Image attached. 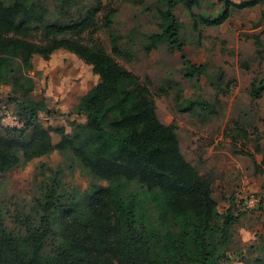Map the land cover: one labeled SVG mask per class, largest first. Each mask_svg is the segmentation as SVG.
<instances>
[{
  "label": "trees",
  "instance_id": "1",
  "mask_svg": "<svg viewBox=\"0 0 264 264\" xmlns=\"http://www.w3.org/2000/svg\"><path fill=\"white\" fill-rule=\"evenodd\" d=\"M42 1L0 0V86H10L9 99L20 107L16 114L23 121L19 129L0 126V175L18 166L20 156L28 162L57 150L69 152L94 180L107 185L92 183L80 195L58 193L61 171H54L41 191L39 213L23 219L22 230L7 229L0 214V264L230 262L231 232L239 215L218 209L211 179L184 158L173 126L157 118L148 87L102 47L79 39L93 25L102 0L76 18L71 8L77 0H52L53 12ZM221 2L219 16L211 19L193 12L200 0H162L158 30L146 36L144 51L166 44L181 54L184 78L200 80L206 67L187 59L173 9H188L197 30L219 26L233 9L264 0ZM110 22L109 13L106 26ZM32 32L40 43L27 39ZM110 42L117 50L119 38L111 33ZM57 53L89 66L97 81L66 115L67 123L45 126L39 116L52 111L30 98L34 80L28 72L40 74L36 64ZM263 80L253 79L252 100L264 91ZM259 250L264 252V244Z\"/></svg>",
  "mask_w": 264,
  "mask_h": 264
},
{
  "label": "rangeland",
  "instance_id": "2",
  "mask_svg": "<svg viewBox=\"0 0 264 264\" xmlns=\"http://www.w3.org/2000/svg\"><path fill=\"white\" fill-rule=\"evenodd\" d=\"M161 1L102 0L103 8L93 25L79 39L87 46L102 47L148 87L157 118L173 126L184 158L211 179L218 209L229 208L239 215L232 227L227 264H264V252L259 250L264 244V91L256 100L250 97L253 79H264V3L233 9L221 25L197 30L188 9L183 5L173 9L181 24L187 59L204 64L207 71L200 80H188L183 76L180 53L169 51L163 43L149 53L144 51L146 36L158 30ZM42 3L53 12L52 0ZM95 4L96 0H77L72 16H83ZM222 8L221 0H200L193 12L213 19ZM111 33L119 38L115 51ZM27 39L35 43L41 40L35 32ZM37 65L40 74L28 72L34 80L29 96L43 101L52 111L50 115L41 113L39 122L62 126L79 97L96 83V76L89 66L65 53L53 54L49 61ZM10 95V86L1 85L3 127L8 125L9 115L17 116L20 108ZM184 106L190 110L180 111ZM58 169V193L80 195L92 183L107 185L94 180L69 152L52 150L28 162L20 156L18 166L0 175V214L7 229L22 230L23 219L37 216L41 191L51 184ZM251 201V207L246 208L244 203Z\"/></svg>",
  "mask_w": 264,
  "mask_h": 264
},
{
  "label": "built area",
  "instance_id": "3",
  "mask_svg": "<svg viewBox=\"0 0 264 264\" xmlns=\"http://www.w3.org/2000/svg\"><path fill=\"white\" fill-rule=\"evenodd\" d=\"M8 119H9V121H8V123H6V124H8V125H6L5 127H8V128H17V129L23 127V121H22L21 119H19L17 116L11 118V116L9 115ZM11 120L14 122L13 124L10 123ZM251 202H252V203L245 202V203H244V206H245L246 208L251 207V205L253 204V201H251Z\"/></svg>",
  "mask_w": 264,
  "mask_h": 264
}]
</instances>
